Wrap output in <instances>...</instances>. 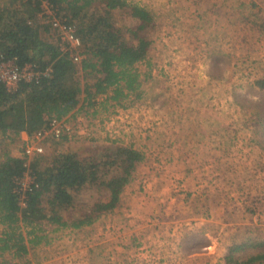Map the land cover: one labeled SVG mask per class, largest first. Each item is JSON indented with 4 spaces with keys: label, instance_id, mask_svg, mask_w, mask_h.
Listing matches in <instances>:
<instances>
[{
    "label": "rangeland",
    "instance_id": "rangeland-1",
    "mask_svg": "<svg viewBox=\"0 0 264 264\" xmlns=\"http://www.w3.org/2000/svg\"><path fill=\"white\" fill-rule=\"evenodd\" d=\"M127 2L145 7L153 17V29L147 31L148 60L136 66L140 79L148 76L140 86L139 98L133 94L120 104H104L105 97H99L95 112L91 107H80L81 102L62 119L74 134L67 143L58 139L45 144L43 155L69 151L92 157L120 145L131 146L144 159L114 210L79 229L49 226L43 219L39 227L47 240L37 246L27 242L26 256L16 259L5 254V261L219 264L215 253L219 246L211 241L230 242L248 230L250 236L257 233L250 229L256 220L236 209L264 210V88L258 84L264 82V0ZM114 21L122 29L138 25L120 11ZM79 79L84 81L82 73ZM17 140L10 143L0 136V162L5 155L23 158L26 139ZM33 158H25L27 164ZM30 182L26 174L22 183ZM236 197L242 207L232 205ZM95 198L96 193L81 191L73 211L57 210L56 214L65 220L77 218L87 212L84 207H91ZM217 203L220 211H231L234 219L225 220L224 213L214 209ZM54 210L46 207L42 215L48 218ZM188 214H199L206 221L197 230L208 226V231L217 230L225 223L221 227L226 231L209 233L203 242L196 237L194 245H189L191 251L199 250L196 257L197 253L187 255V246L182 249L176 245L170 233L165 234L166 239L147 233L184 230L181 220ZM189 223L187 228L197 224L195 220ZM255 245H263L256 250L264 251V243Z\"/></svg>",
    "mask_w": 264,
    "mask_h": 264
},
{
    "label": "trees",
    "instance_id": "trees-1",
    "mask_svg": "<svg viewBox=\"0 0 264 264\" xmlns=\"http://www.w3.org/2000/svg\"><path fill=\"white\" fill-rule=\"evenodd\" d=\"M43 4L74 29L82 56L79 66L54 39L45 22L50 16L39 17ZM118 11L127 13L138 25L118 27L114 21ZM149 29H153L152 14L127 0H0V56L14 60L19 68L31 66L40 74L29 82L20 81L13 89L0 82V136L10 143L21 133L31 137L48 129L53 119H64L81 102L80 107L85 105L95 112L99 97H105L104 104H120L133 94L139 98L140 86L148 76L140 79L136 66L148 60ZM258 84L264 88V82ZM68 138L62 135L60 140L66 142ZM50 141L55 139L44 140V145ZM48 155H38L28 164L25 158L5 155L0 162V264H12L5 261V254L16 259L26 256L27 242L37 246L47 240L39 227L43 219L49 226L79 229L114 210L123 188L144 159L131 146L120 145L92 157L69 151ZM26 174L36 187L21 192L18 183ZM81 191L97 196L91 207H84L85 214L72 220L56 214L57 210L73 211ZM46 207L55 209L48 218L42 215Z\"/></svg>",
    "mask_w": 264,
    "mask_h": 264
},
{
    "label": "crops",
    "instance_id": "crops-1",
    "mask_svg": "<svg viewBox=\"0 0 264 264\" xmlns=\"http://www.w3.org/2000/svg\"><path fill=\"white\" fill-rule=\"evenodd\" d=\"M250 136V132L248 137ZM26 137L25 133H21L18 140L17 141H23L24 138ZM233 206L240 205L242 207V203H240V199L238 197L233 199ZM244 205H247L246 203ZM208 207L204 208V212H207ZM214 209L220 211L221 209V204L217 203L216 205H214ZM214 209L213 212L215 211ZM263 208H259V213L255 212V211H249L246 209H242L240 207H238L236 210H238V213L242 214H249L248 216L250 217L249 219H253L256 220V223H254V228L250 227V229H254L255 232L257 233H253L250 236V231L248 230L247 233L245 235H237L236 239L231 240L230 242H228L229 240L226 241H211L212 245H216L219 246V248H216V252L217 257H218V262L219 264H264V251H260V250H256L259 249L260 246L263 245H255L256 243H264V210H262ZM193 211V209H191V212ZM221 214L224 213L223 217H226L225 220H233L234 216L231 213V211L228 212H224V211H220ZM189 216V217H186ZM184 216L183 218H185L184 220H181V222L185 225L184 230H159V233H156L154 230L148 231L147 233L150 236H155L157 237V234H159L163 239H166L165 234H172V236H174V240L176 241V245L179 244L180 247L183 249L184 246H187V255L189 256L190 253H197L199 250H193L191 251L190 248V244L192 243L194 245L195 243V239L196 237H198L200 239V241L203 242L205 236H209V233L212 234H220L226 230H222L221 224H225V223H221L219 224V227H217V230H212V231H208L210 230V227H206L204 230L200 229L197 230L198 228H200V225L202 223H205L206 221L203 220L199 214H188ZM247 216V215H246ZM140 218H143L144 215L142 214V216H139ZM208 216H206L207 218ZM252 217V218H251ZM138 219V217H137ZM190 220H195L197 222V224H192L191 227L187 228V225L189 223ZM237 220V219H235ZM188 221V222H187ZM233 221H231L232 224ZM190 224V223H189ZM191 225V224H190ZM195 225V226H194ZM198 226V227H197ZM153 231V232H152ZM227 231H232V230H227ZM155 232V233H154ZM184 233V234H183ZM176 235V237H175ZM232 235V234H231ZM172 241V242H173ZM210 248V246H209ZM201 253V251L199 252ZM248 253L247 256H245V258L241 259L240 255L241 254H245ZM199 254L197 253L194 257L198 256ZM225 256V257H224ZM187 258V257H186ZM187 260V259H186Z\"/></svg>",
    "mask_w": 264,
    "mask_h": 264
},
{
    "label": "built area",
    "instance_id": "built-area-1",
    "mask_svg": "<svg viewBox=\"0 0 264 264\" xmlns=\"http://www.w3.org/2000/svg\"><path fill=\"white\" fill-rule=\"evenodd\" d=\"M43 11L39 14V17L43 15L50 16L49 20H46V24H49L54 39L57 40L58 45L61 50L68 52L70 54L71 60L74 64L78 65L81 62V50L79 39L75 35V31L72 27L62 23L61 19L56 18L54 11L48 6L44 5ZM39 73L32 70L31 66H26L24 68H19L14 60H5L0 56V82H2L8 89H13L16 85L24 80L31 81L32 79H37ZM74 132L66 127L65 122L62 120H52L49 123V128L42 130L29 137L26 135L25 141H23L22 156L23 158L36 157L42 155L45 150L44 140L55 139L60 140L62 135L72 136ZM83 134V133H82ZM85 135V134H84ZM25 178V177H24ZM23 178V179H24ZM19 181L18 186L21 192L30 191V187H36L34 179L30 177L31 182L29 184H23L22 180ZM24 196H21L23 200Z\"/></svg>",
    "mask_w": 264,
    "mask_h": 264
}]
</instances>
